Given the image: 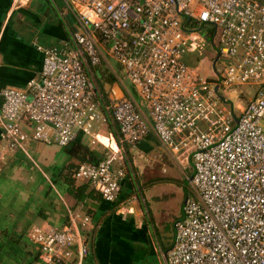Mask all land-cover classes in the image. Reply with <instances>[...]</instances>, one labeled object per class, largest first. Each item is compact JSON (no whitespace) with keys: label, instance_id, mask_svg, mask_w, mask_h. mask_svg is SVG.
<instances>
[{"label":"built area","instance_id":"built-area-1","mask_svg":"<svg viewBox=\"0 0 264 264\" xmlns=\"http://www.w3.org/2000/svg\"><path fill=\"white\" fill-rule=\"evenodd\" d=\"M77 27L57 47L43 48L38 79L5 88L0 138L11 151L28 142L68 147L80 134L99 142L114 122L117 151L80 163L74 175L115 202L132 169L129 148L151 132L164 146L189 150L193 196L175 223L164 264H264V0H65ZM216 53L215 78L184 56ZM115 61L146 105L103 98L95 83ZM255 87L243 106L228 94ZM88 218L82 222L86 227ZM29 240L42 248L36 264L75 257L70 228L34 227ZM90 254L85 244L78 264Z\"/></svg>","mask_w":264,"mask_h":264},{"label":"crops","instance_id":"crops-1","mask_svg":"<svg viewBox=\"0 0 264 264\" xmlns=\"http://www.w3.org/2000/svg\"><path fill=\"white\" fill-rule=\"evenodd\" d=\"M76 27L77 17L65 0H0V111L5 88L24 89L31 80L40 77L44 54L39 46H59ZM102 73L96 70L95 83L100 89L97 80L102 82L101 87L108 98H132L148 116L139 94L132 88L128 91L124 85L126 82L115 70L113 75L118 80L114 83L106 81ZM97 132L100 133L99 142L93 143L90 138L91 145L87 144L88 136L80 134L67 148L28 142L23 151H11L0 138L1 264H29L34 261L37 249L23 239L24 234L34 227L46 230L70 227L77 237L76 254L86 243L89 246L90 254L82 264H164L163 254L173 244L174 226L182 217L183 208L181 216L173 221V233L167 234L162 229L158 213L162 202L173 193L157 190L164 184L168 185L161 178L142 182L139 169L136 170V158L153 154L160 145L167 151L174 149L183 134L175 137L173 146H164L151 132L143 141L129 148L130 163L132 169L136 166V175L132 169L128 171L117 201L107 202L85 182L73 181V188L83 192L79 201L70 194L67 181L73 180L70 166L80 164L71 155V147L78 144L89 147L95 155L93 163L98 162L108 150H117L111 123L102 125ZM181 150L191 157L189 164L193 174L192 154L183 147L176 151ZM139 164L144 163L139 161ZM184 183L187 182L184 180ZM147 189H150V194H147ZM191 190L185 201L193 196L192 187ZM86 218L88 223L82 227Z\"/></svg>","mask_w":264,"mask_h":264},{"label":"rangeland","instance_id":"rangeland-1","mask_svg":"<svg viewBox=\"0 0 264 264\" xmlns=\"http://www.w3.org/2000/svg\"><path fill=\"white\" fill-rule=\"evenodd\" d=\"M184 57H185L184 60L192 64L193 66L197 64L196 58H198L199 62L201 63L200 64L201 73L208 78L216 77L215 71L213 69L214 60L217 58L215 52L210 53L208 49H205L204 51H202V55L200 54V52H197L196 54L193 55V58L188 57L186 55ZM111 65L113 69L116 71V73L120 75V77L124 81V75L123 73L120 72L119 65L113 60L111 61ZM124 85L126 86L127 90L131 88V85L127 81L126 83H124ZM255 91H256L255 87L243 86L238 88L236 91L230 92L228 96L231 99V103H233L235 106L238 103H242L244 106L254 96ZM86 140H87V144L91 145L90 144L91 139L87 137ZM166 148H170V147H166ZM168 150L169 151H167L160 145L158 146V150L153 154L147 157L142 156L140 158H136L137 159L136 163L138 164L136 170L139 169V174H140L139 178L141 179L142 182L149 183V181L152 179L161 178L165 180V182L168 185L166 186V184H164L165 186L159 187L157 188V190L160 192L173 193L168 196V199L163 198L165 199V201L162 202L160 206L161 211L160 213H158L159 218L161 219L160 221L162 222L161 224L163 225L162 229L166 230V233L171 235L173 233L172 231V226L174 223L173 221L174 220L176 221V219L181 216V211L186 198L185 192L187 191L186 192L187 195H190L192 191L189 182L190 179L189 177H191L190 176L191 166L189 164V162L191 161V157H189L186 154V151L183 150L179 152L171 148ZM139 161L143 162L144 164L140 165ZM133 166H135V164ZM186 179H187V183L185 184L184 180ZM169 184L172 185L173 188ZM147 194H150V189H147Z\"/></svg>","mask_w":264,"mask_h":264},{"label":"trees","instance_id":"trees-1","mask_svg":"<svg viewBox=\"0 0 264 264\" xmlns=\"http://www.w3.org/2000/svg\"><path fill=\"white\" fill-rule=\"evenodd\" d=\"M199 60V59H198ZM197 59H196V61H198ZM105 68V70L106 71H104L103 69ZM99 70H101L103 73V76H105V79H106V81H110V83H114V82H116L118 79H117V77H115L113 74H111V73H109V69L106 67V65H102V66H100L99 68H98ZM120 72H121V69H120ZM97 83H98V85H99V87H100V92H101V94H102V96H103V98L104 99H106L107 100V98H108V94L107 93H105V91L102 89V82L101 81H99V80H97ZM110 123H111V125L113 126V128L115 127V125H114V122H113V120L111 119V117H110ZM72 145V144H71ZM70 145V146H71ZM69 147V146H68ZM64 148H67V147H64ZM72 148V150H71V155L73 156V158L74 159H76L79 163H86V162H91V163H93L94 162V160H95V155H94V152L89 148V147H87V146H85V145H83V144H78V145H75L74 147L72 146L71 147ZM104 156L105 155H103L100 159H99V161L100 160H102L103 158H104ZM70 169L71 170H73V175H72V178H73V180L71 179V180H69V179H67V181H68V183H69V185H70V194H72L73 196H74V198H76L77 200H81L82 199V197H83V192H82V190L81 189H75V188H73V181H75V182H78V181H76V179L74 178V175H75V173H76V171H77V169H78V166L77 165H75V164H73V165H71L70 166ZM132 172H136V170H135V168L133 167V169H132ZM131 173V172H130ZM190 176H192V173L190 174ZM185 182H187V180H185ZM86 184H88L92 189H93V191L95 192V193H97L96 192V190L93 188V186L91 185V183H89V182H87ZM187 192V191H186ZM98 194V193H97ZM99 195V194H98ZM100 196V195H99ZM186 196H187V193H186ZM101 197V196H100ZM118 200V199H117ZM116 200V201H117ZM28 233L29 232H27V233H25L24 235V237H23V239L27 242V243H29V245L31 246V247H33V248H35V250L37 251L36 253H37V255H36V257H35V259H34V261H32L31 263H29V264H36L37 262H39L40 261V257H41V254H42V248H41V246L40 245H38V244H35V243H33L32 241H30L29 240V237H28ZM86 245L88 246V244L86 243ZM88 248H89V246H88ZM12 260H13V258H11ZM2 260V257L0 258V262H2L3 263V260ZM4 262H6V260L4 261ZM1 264V263H0ZM62 264H78V258H77V254H75V257L74 258H72L71 260H69V261H66V262H63Z\"/></svg>","mask_w":264,"mask_h":264},{"label":"bare ground","instance_id":"bare-ground-1","mask_svg":"<svg viewBox=\"0 0 264 264\" xmlns=\"http://www.w3.org/2000/svg\"><path fill=\"white\" fill-rule=\"evenodd\" d=\"M117 150H118V149H117ZM117 150H116V151H117Z\"/></svg>","mask_w":264,"mask_h":264}]
</instances>
